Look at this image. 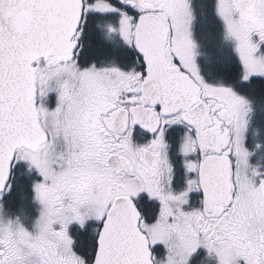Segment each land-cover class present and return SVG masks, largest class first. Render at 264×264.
<instances>
[{"label":"snow or ice","instance_id":"6c2138e0","mask_svg":"<svg viewBox=\"0 0 264 264\" xmlns=\"http://www.w3.org/2000/svg\"><path fill=\"white\" fill-rule=\"evenodd\" d=\"M0 264H264V0H0Z\"/></svg>","mask_w":264,"mask_h":264},{"label":"flooded vegetation","instance_id":"af4514ba","mask_svg":"<svg viewBox=\"0 0 264 264\" xmlns=\"http://www.w3.org/2000/svg\"><path fill=\"white\" fill-rule=\"evenodd\" d=\"M3 221L2 220H0V223H2Z\"/></svg>","mask_w":264,"mask_h":264}]
</instances>
